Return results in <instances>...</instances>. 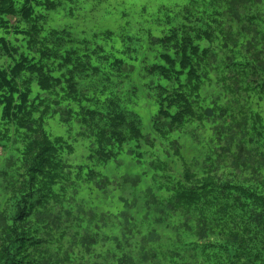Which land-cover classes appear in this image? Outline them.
Returning <instances> with one entry per match:
<instances>
[{"label": "trees", "instance_id": "obj_1", "mask_svg": "<svg viewBox=\"0 0 264 264\" xmlns=\"http://www.w3.org/2000/svg\"><path fill=\"white\" fill-rule=\"evenodd\" d=\"M66 5L84 4L0 0V119L24 143L0 168V264H264V0H188L155 21L164 34L100 33L127 42L110 52L50 24ZM54 116L78 125L84 164ZM154 136L173 152L130 201L141 176L103 170ZM117 201L105 223L96 202Z\"/></svg>", "mask_w": 264, "mask_h": 264}, {"label": "rangeland", "instance_id": "obj_2", "mask_svg": "<svg viewBox=\"0 0 264 264\" xmlns=\"http://www.w3.org/2000/svg\"><path fill=\"white\" fill-rule=\"evenodd\" d=\"M84 4L81 8L71 11L66 5L60 11H50L48 18L50 24L58 29L66 28L72 31L80 38H87L90 46L95 48L97 45L104 49H109L113 45L119 50H123L124 42L121 39H114L113 42L100 36L104 31H113L118 35L121 34L123 28L126 30L124 34H133L135 28L142 30H151L157 34L166 33L169 28L164 29L156 20L162 21L164 10H169L170 7H183L188 0H78ZM141 34L144 36L143 32ZM11 39H15L12 37ZM110 50V49H109ZM147 48L144 49L140 58L145 57ZM3 59L0 61L2 62ZM33 91L37 93L39 88L36 82L33 83ZM216 89H212L214 91ZM144 99V98H143ZM153 110H156L153 105ZM0 109V116H1ZM136 111L142 118L143 131L146 134H153L151 127V118L149 112L151 108L146 107V103L142 101L136 108ZM46 131L52 136H62L67 141L74 144L75 151L69 156H64L69 163L73 165L84 164L86 156L88 155V143L86 139L77 138L79 127L77 124L70 126L62 125L59 122V116L48 118L45 125ZM195 140L202 142L204 147H207V134H202L199 130H194ZM176 137V136H175ZM155 140L151 144H141V147H136V141H131L124 147L122 152L118 155L116 161L110 162L103 171L109 176L118 177L123 175L141 176L140 183L131 189L128 196L130 201L135 199L143 201L145 197L142 195V190L149 187L152 180L153 184L156 174V168L160 167L162 163L168 160L169 154L173 152L170 148V140L154 136ZM24 143L20 142L17 131L13 124L4 123L0 119V168L3 167L4 159L11 156H16ZM183 154L186 158H190L194 152V144L191 141H185L183 144ZM155 152L154 156L151 154ZM142 154V155H140ZM104 174V173H102ZM105 175V174H104ZM98 203L100 215L103 213L105 223L108 221L109 212L110 217L116 214V208L120 205L117 201L111 208H102L101 202ZM88 207H93L88 203ZM104 232V230H103Z\"/></svg>", "mask_w": 264, "mask_h": 264}]
</instances>
